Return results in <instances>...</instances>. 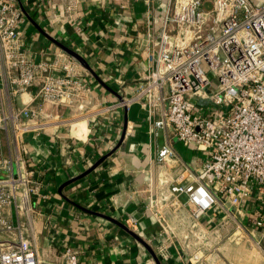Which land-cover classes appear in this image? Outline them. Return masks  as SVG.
<instances>
[{
	"label": "built area",
	"instance_id": "obj_1",
	"mask_svg": "<svg viewBox=\"0 0 264 264\" xmlns=\"http://www.w3.org/2000/svg\"><path fill=\"white\" fill-rule=\"evenodd\" d=\"M24 6V0H0V264H82L78 251L63 245L59 259L46 262L23 234L32 197H45L41 174L28 164L25 136L81 118L100 120L134 102L155 129H172L179 142L203 156L176 174L160 172L166 191L149 201L159 220L167 222L164 209L182 207L185 194L195 219L219 208L237 229L264 240V4L166 0L160 30L147 34V74L132 96L108 102L98 99L93 80L64 50L35 56L23 31ZM74 8L69 4L65 11ZM59 15L54 12L51 20ZM50 107L70 114L46 113ZM176 159L183 160L169 141L159 148V166Z\"/></svg>",
	"mask_w": 264,
	"mask_h": 264
},
{
	"label": "crops",
	"instance_id": "obj_2",
	"mask_svg": "<svg viewBox=\"0 0 264 264\" xmlns=\"http://www.w3.org/2000/svg\"><path fill=\"white\" fill-rule=\"evenodd\" d=\"M165 1L24 0L23 31L37 57L45 49H61L51 36L78 52L90 67L80 64L94 82L95 95L103 102L114 101L132 96L135 84L147 74V34L160 30ZM69 4L75 5L72 13L65 11ZM54 12L60 14L57 22L51 20ZM51 56L44 55L46 60ZM54 112L70 114L57 107L46 113ZM98 119L81 118L25 136L28 164L41 174L45 197H32L33 212L30 221L24 220L23 234L36 243L40 257L55 263L63 245L78 251L82 264H226L219 252L236 250L230 264H242L241 238L227 237L242 230L233 231L237 222L219 208L195 219L185 194L182 207L164 209L167 222L149 208L150 199L166 191L159 183L160 172L176 174L183 165L197 166L203 156L179 142L172 129H155L140 102ZM168 141L183 160L163 168L157 155ZM127 229L153 248L159 263ZM250 234L254 249L264 252V240ZM254 249L248 250L246 264H255ZM199 250L202 259L195 261Z\"/></svg>",
	"mask_w": 264,
	"mask_h": 264
},
{
	"label": "rangeland",
	"instance_id": "obj_3",
	"mask_svg": "<svg viewBox=\"0 0 264 264\" xmlns=\"http://www.w3.org/2000/svg\"><path fill=\"white\" fill-rule=\"evenodd\" d=\"M254 1H255V3H258V4H264V0H254ZM212 7H213L212 2H210V1L205 2L204 8L206 10H210ZM234 229L235 230H233V231H236L237 226ZM241 232H242V234L241 233L240 234L239 233L234 234L233 232H231L232 234L230 233L229 235H227V237H228V239L233 237V238H235V240L238 236L241 238L240 245L242 247L240 248L239 258H240V262L242 264H246V262L248 261L246 259L249 256L248 250L254 249L255 244L252 242L253 238H252L250 232L244 231V230H242ZM226 240L227 239H225V241ZM245 241H247V242H245ZM228 247H229V244H228ZM222 251H223V253H222ZM219 253H220L219 256L222 258L224 263L227 262L226 264H230V260L233 261V258H234L233 256L238 254V252L236 250L234 252H231V253L229 251L221 250ZM251 257H253V259L255 260V264H264V252L262 250H260L259 248L254 249V255Z\"/></svg>",
	"mask_w": 264,
	"mask_h": 264
},
{
	"label": "water",
	"instance_id": "obj_4",
	"mask_svg": "<svg viewBox=\"0 0 264 264\" xmlns=\"http://www.w3.org/2000/svg\"><path fill=\"white\" fill-rule=\"evenodd\" d=\"M50 37V36H49ZM50 39L54 42V43H56L62 50H64L65 52H67L69 55H71L72 57H74L82 66H84V67H86V68H90L89 66H88V63L84 60V58L78 53V52H76L75 50H73L72 48H70L69 46H67V45H65L64 43H62V42H60L58 39H56V38H54V37H50ZM113 152V151H112ZM111 152V153H112ZM110 153V154H111ZM109 154V155H110ZM108 156V155H107ZM107 156H104L103 158H101V160L99 161V162H97L89 171H87L85 174H83V175H86L87 173H89V172H91L94 168H96V166L97 165H99V163H101V161L103 160V159H105V157H107ZM74 180V179H73ZM73 180H70L69 182H66L65 184H63L62 186H61V189L65 186V185H67L68 183H70V182H72ZM90 211V210H89ZM91 213H94L93 211H90ZM104 217H106V218H108V219H111V220H113L114 222H116V223H118V224H120L117 220H115V219H113V218H110V217H108V216H105V215H103ZM129 232H130V234H132L133 236H135L142 244H144V246H146V248L150 251V253L153 255V257L155 258V260L159 263V258H158V256H157V254H156V252L153 250V248L145 241V240H143L142 238H140L138 235H136L133 231H131V230H129V229H127Z\"/></svg>",
	"mask_w": 264,
	"mask_h": 264
}]
</instances>
